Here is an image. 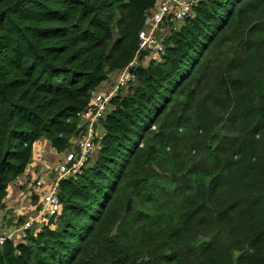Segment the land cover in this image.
I'll return each mask as SVG.
<instances>
[{
  "label": "trees",
  "instance_id": "obj_1",
  "mask_svg": "<svg viewBox=\"0 0 264 264\" xmlns=\"http://www.w3.org/2000/svg\"><path fill=\"white\" fill-rule=\"evenodd\" d=\"M156 3L0 0V211L34 143L70 149L91 93L142 60ZM159 31L59 212L0 264H264V0H203Z\"/></svg>",
  "mask_w": 264,
  "mask_h": 264
},
{
  "label": "built area",
  "instance_id": "obj_2",
  "mask_svg": "<svg viewBox=\"0 0 264 264\" xmlns=\"http://www.w3.org/2000/svg\"><path fill=\"white\" fill-rule=\"evenodd\" d=\"M203 0H157L154 8L145 13L143 29L138 34L139 50L145 51L142 60L136 55L122 70L114 73L113 82L105 81L99 90L91 93L90 108L78 115L79 135L73 140L70 149L60 154L54 162L48 163L44 159L45 153L35 151L30 164L23 174L11 183L8 190V204L5 208H22L31 205L32 198L36 197V205L29 217L22 215L20 224L0 226V247L8 242L20 243L26 237L27 230H33L35 223L43 217H53L59 212L58 198L59 183L65 178L79 172L95 154L102 131L101 121L110 109L111 100L120 91L128 89L133 80L132 71L149 59H156L163 54V34L159 31L168 21H180L191 15L192 8ZM148 29V31H146ZM88 123L87 126L84 124ZM84 129V130H83ZM17 194H16V193ZM28 199L31 201L29 202ZM16 204V206H12ZM4 208V209H5ZM15 213V212H14Z\"/></svg>",
  "mask_w": 264,
  "mask_h": 264
},
{
  "label": "crops",
  "instance_id": "obj_3",
  "mask_svg": "<svg viewBox=\"0 0 264 264\" xmlns=\"http://www.w3.org/2000/svg\"><path fill=\"white\" fill-rule=\"evenodd\" d=\"M111 77L113 78V80H112L111 82H113V81L115 80V76L112 75ZM111 82H110V83H111ZM99 132H100V131H99ZM44 142H45V143H44ZM39 146H41L42 149L37 148V147H39ZM34 149L37 150V151H42V152H44L45 155H46V158L48 159V160H47L48 163H51V161L56 160V158L59 157L58 154L55 153V152L52 150V148L50 147V145H49V143H48L47 141H39V142H37V143L34 145ZM45 160H46V159H45ZM15 193H16V192H15ZM16 194H17V193H16ZM32 205H33V204L31 203V205H24L22 208H16V209H14V212H15V213H13V211H12L11 209H9V207L7 206V208H5V209H3V210L0 211V226H2V225H7V224H6V221H7L8 219H13V220H15V219L21 217V215H25V216L29 217V216L33 213V210H35V208L32 207ZM10 210H11V211H10ZM28 211H30V213H27ZM10 213L16 214V215H17L16 218H13V215L10 216ZM8 223H9V224H10V223L12 224V220H9ZM11 224H10V225H11Z\"/></svg>",
  "mask_w": 264,
  "mask_h": 264
},
{
  "label": "rangeland",
  "instance_id": "obj_4",
  "mask_svg": "<svg viewBox=\"0 0 264 264\" xmlns=\"http://www.w3.org/2000/svg\"><path fill=\"white\" fill-rule=\"evenodd\" d=\"M146 31H148V29H146ZM112 80H113V78H109V79H108V82H111ZM44 143H45V142H44ZM37 148L42 149L41 146H39V147H37ZM58 158L61 159V156H59ZM58 158H56V159H58ZM44 159L48 160V159L46 158V155H44ZM54 161H55V160H53V161H51V162H54ZM28 201L30 202L31 200L28 199ZM32 204H33V201H32ZM27 213H30V211H28ZM12 215H13V218H16V216H17L16 214H12V213H10V216H12ZM21 216H22V215H21ZM9 220H12V219H8V220L6 221V224H7V225H10V224H11V223H10V224L8 223ZM39 222H40V221H37V222L35 223L34 228L38 226Z\"/></svg>",
  "mask_w": 264,
  "mask_h": 264
},
{
  "label": "clouds",
  "instance_id": "obj_5",
  "mask_svg": "<svg viewBox=\"0 0 264 264\" xmlns=\"http://www.w3.org/2000/svg\"><path fill=\"white\" fill-rule=\"evenodd\" d=\"M112 75H114V73L111 74V75L108 77V79H109V78H112V77H111ZM114 76H115V75H114ZM115 77H116V76H115ZM108 79H107L106 81H108ZM121 92H122V91H120V93H121ZM117 94H119V93H117ZM117 94H116V95H117ZM114 97H115V96H114ZM114 97H113V98H114ZM111 101H112V100H111ZM111 109H112V104L110 105V109L108 110V112H109ZM108 112H107V114H108ZM107 114H106V115H107ZM106 115H105V117H106ZM105 117H104V118H105ZM102 120H103V119H102ZM100 124H101V123H100ZM102 132H103V130L100 131V134H99L101 137L103 136V135H102ZM41 141H44V140H41ZM37 142H39V141H37ZM37 142H35L34 145H35ZM52 150H53V149H52ZM35 151H37V150H35L34 147H33V152H32V154H33ZM53 151H54V150H53ZM67 151H68V150H67ZM54 152H55V151H54ZM64 152H65V151H64ZM55 153H57V152H55ZM62 153H63V152H62ZM62 153H60V154H62ZM57 154H58V156H60L59 153H57ZM93 157H94V155L92 156V159H93ZM92 159H90L89 162H90Z\"/></svg>",
  "mask_w": 264,
  "mask_h": 264
}]
</instances>
